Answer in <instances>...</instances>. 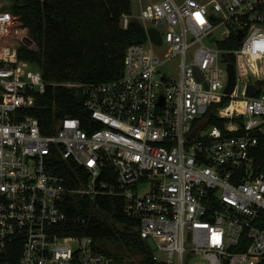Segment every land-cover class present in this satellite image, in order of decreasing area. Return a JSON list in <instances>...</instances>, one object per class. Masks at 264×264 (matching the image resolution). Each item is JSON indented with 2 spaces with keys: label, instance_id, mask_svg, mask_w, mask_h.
<instances>
[{
  "label": "built area",
  "instance_id": "1",
  "mask_svg": "<svg viewBox=\"0 0 264 264\" xmlns=\"http://www.w3.org/2000/svg\"><path fill=\"white\" fill-rule=\"evenodd\" d=\"M132 2L122 25L139 20L146 40L127 45L122 76L83 82L46 80L33 69L13 33L22 22L0 0V264L115 263L102 240L56 229L68 218L69 194L121 198L156 261L263 262L264 171L256 155L264 134V0ZM222 26L226 33L215 37ZM230 35L240 44L221 46ZM230 63L235 84L227 93ZM59 87L74 92L88 117L56 115L58 98L48 94ZM213 105L227 118L223 126L207 124ZM50 108L44 131L35 111ZM68 161L84 173L73 187L58 173Z\"/></svg>",
  "mask_w": 264,
  "mask_h": 264
},
{
  "label": "trees",
  "instance_id": "2",
  "mask_svg": "<svg viewBox=\"0 0 264 264\" xmlns=\"http://www.w3.org/2000/svg\"><path fill=\"white\" fill-rule=\"evenodd\" d=\"M7 1L3 9L19 17L35 42L33 47L21 46V57L37 64L46 80L102 82L118 78L124 72L127 45L146 40L144 26L139 20H130L126 28L122 25L123 15L133 11L132 0ZM239 44L240 40L234 35L221 42V46L237 47ZM53 95L58 98L57 116L88 117L82 101L73 91L61 87L49 89L48 96L52 98ZM228 102L229 98H225L221 105ZM215 110L216 105H213L204 113L207 124L223 126L227 118L218 116ZM35 113L40 117L42 129L49 131L47 118L52 109ZM256 164L264 171V134H259ZM58 173L70 187L79 184L80 176L84 177L82 169L72 161L60 164ZM62 207L68 218L56 226L60 234L90 235L102 240L104 249L114 256V264H119L120 258L105 245V241L111 239L127 249L139 251L142 264H166L153 258L151 248L133 229L134 222L124 214L121 198L69 194ZM97 210L105 211L107 216L93 215ZM80 216L86 217V222L79 221ZM260 264H264V260Z\"/></svg>",
  "mask_w": 264,
  "mask_h": 264
},
{
  "label": "rangeland",
  "instance_id": "3",
  "mask_svg": "<svg viewBox=\"0 0 264 264\" xmlns=\"http://www.w3.org/2000/svg\"><path fill=\"white\" fill-rule=\"evenodd\" d=\"M1 2H3L4 4L8 3L7 0L5 1L1 0ZM13 33H15L18 36L17 39L19 40V42H22L24 45L31 44L33 42V39L29 35L28 28L24 27L22 23L19 24L18 30H14ZM222 33H226V29L224 26L216 28L213 35L217 38H220ZM163 47H159L158 50H162ZM177 62H178V59L174 58L166 64L165 68L168 71H173L175 69ZM31 67L33 69L38 68L37 64L31 65ZM105 245L110 251L115 253L118 256V258H120L121 261L119 260V264H142V261H143L142 254L139 251L133 250V249L132 250L127 249L123 246V244H121L118 241L112 240V239L105 241ZM156 255L160 259L166 258V252L163 250L157 251Z\"/></svg>",
  "mask_w": 264,
  "mask_h": 264
},
{
  "label": "water",
  "instance_id": "4",
  "mask_svg": "<svg viewBox=\"0 0 264 264\" xmlns=\"http://www.w3.org/2000/svg\"><path fill=\"white\" fill-rule=\"evenodd\" d=\"M149 31H150V35H151L152 40L157 44H161L162 43L161 33L155 28H150ZM241 36H242V32H240L238 34V38H241ZM35 49L37 50L38 46H35ZM228 66H229V83H228L226 92L231 93L234 89V84H235V66L233 63H230ZM255 88H256L255 86L250 85L248 87V92H247L248 95H253L255 92ZM196 131L197 130H195L192 135H194L196 133Z\"/></svg>",
  "mask_w": 264,
  "mask_h": 264
}]
</instances>
